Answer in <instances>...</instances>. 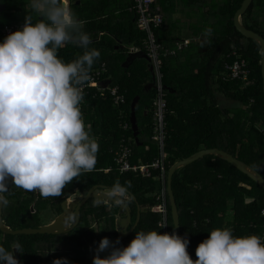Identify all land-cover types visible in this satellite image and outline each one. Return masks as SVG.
Listing matches in <instances>:
<instances>
[{
    "label": "trees",
    "instance_id": "trees-1",
    "mask_svg": "<svg viewBox=\"0 0 264 264\" xmlns=\"http://www.w3.org/2000/svg\"><path fill=\"white\" fill-rule=\"evenodd\" d=\"M242 1H223L211 11L218 24L194 27L192 38L203 35L200 47H193L197 56L188 70L178 71L173 67L181 52L162 58L167 100L163 150L168 168L200 149L218 148L264 177L261 48L233 24L234 13ZM157 3L164 13L166 0H157ZM68 5L78 19L86 21L84 30L91 38L88 47L100 52L93 66L106 63L107 71L102 77H109L110 85H118L125 102L114 105L108 94L100 95L95 87L87 88L80 108L90 135L99 144L94 170L76 177L58 197L44 198L38 191L29 192L7 182L3 195L9 203L2 207V220L10 229L37 228L53 220L44 222L41 216L44 210H56L57 216L64 199L75 193L85 194L93 185L114 186L119 181L140 206L136 226L117 245L126 247L136 232L158 231L159 214L151 211L157 203L155 197L160 186L157 171L151 177L130 171L119 173L114 162V153L123 136L132 148L131 162L147 163L159 155L158 144L152 139L155 91L149 61L143 57L145 34L138 29L130 9L133 0H68ZM28 15L32 16L33 23L40 19L29 7V0H0V27L22 24ZM240 21L264 37V0H252ZM174 28L171 20L163 18L161 26L154 29L157 41L170 46L181 39L178 35H168ZM208 29L211 34L206 37ZM4 38L0 35V43ZM130 46L141 50L130 53ZM82 53L83 49L72 43L57 51L58 58L66 63ZM237 55L247 61L250 70L247 80H222L224 65ZM123 123L129 127L123 129ZM107 167L109 171L104 172ZM171 188L179 215L180 236L189 240L187 251L193 260L197 259L198 244L214 228H229L237 237L264 236V216L260 213L264 208V189L220 157L207 154L178 168L172 174ZM123 198L131 207L133 223L136 204L127 193ZM167 210L171 234L174 226L169 198ZM119 216V208L113 203L97 205L90 198L81 205L79 221L71 230L62 234H9L0 230V245L11 250L19 242V264H52L59 252L62 253L59 258H67L69 264H91L88 257L91 247L104 237L117 235ZM105 255L107 252L101 253Z\"/></svg>",
    "mask_w": 264,
    "mask_h": 264
},
{
    "label": "clouds",
    "instance_id": "clouds-1",
    "mask_svg": "<svg viewBox=\"0 0 264 264\" xmlns=\"http://www.w3.org/2000/svg\"><path fill=\"white\" fill-rule=\"evenodd\" d=\"M29 7L40 19L33 23L25 16L22 27L0 43V207L9 203L3 195L9 181L44 198L60 196L76 177L94 170L99 150L80 108L82 88L100 56L88 47L86 21L66 0H29ZM68 43L83 53L66 63L57 51ZM109 195L122 198L126 189L117 181ZM119 244L102 238L92 264H264V240L234 236L226 227L212 229L198 244L196 260L187 237L175 232L139 231L126 247ZM20 249L19 242L11 250L0 245V264H19L14 252ZM52 264L69 262L58 258Z\"/></svg>",
    "mask_w": 264,
    "mask_h": 264
},
{
    "label": "built area",
    "instance_id": "built-area-1",
    "mask_svg": "<svg viewBox=\"0 0 264 264\" xmlns=\"http://www.w3.org/2000/svg\"><path fill=\"white\" fill-rule=\"evenodd\" d=\"M130 9L134 12L135 22L139 30L145 34V40L143 41L144 53L148 57L150 64V70L153 78V88L155 91L154 98L152 99V139L155 140L159 147V155L151 162L147 163H133L130 160L132 148L128 144L127 138L123 136L121 138L118 149L114 153V162L119 173L133 172L142 177H151L154 171L158 173V179L160 181L159 191L156 195L157 203L151 207V211L159 214V218L156 222L158 232L161 234L169 233V225L167 219V189H166V173L168 167L165 164L166 153L163 150L165 140V114L167 108L166 92L163 84V72H162V58L174 57L181 51L186 49L191 39L181 38L170 46H164L157 41L154 33V29L161 26L163 22V15L161 7L157 3V0H133V5ZM22 24H5L0 27V35L6 37L10 32L19 30ZM141 48L137 46H130L128 51L130 53H136ZM105 62H101L97 66H93L91 70V79L83 86L82 92L84 93L87 88L95 87L100 95L108 94L114 105H121L125 102L124 93L121 92L118 85H110L105 82V78L102 77L106 71ZM250 70L247 65V61L240 56H235L231 62L224 65V70L221 74L222 80H239L244 82L249 76ZM129 125L123 123L122 128L127 129ZM109 167L104 168V172L109 171ZM68 199V198H67ZM261 215L264 216V208L261 209ZM264 240V236H260Z\"/></svg>",
    "mask_w": 264,
    "mask_h": 264
},
{
    "label": "water",
    "instance_id": "water-1",
    "mask_svg": "<svg viewBox=\"0 0 264 264\" xmlns=\"http://www.w3.org/2000/svg\"><path fill=\"white\" fill-rule=\"evenodd\" d=\"M251 1L252 0H243L241 2L240 7L234 13L233 24L242 35H244L247 38L256 40L260 45L262 89L264 92V37L260 36L258 33L254 32L253 30L246 28L240 21V16L247 10ZM143 57L148 60L146 54H144ZM207 154L216 155L221 159L229 162L236 169L247 175L250 179H252L255 183H257L260 187L264 189V177L257 170H255L253 167L249 166L245 162L241 161L240 159L234 157L232 154L224 150L218 148L200 149L195 153L191 154L190 156L182 158L181 160L172 164L168 168V171L166 173V189L170 203L172 223L174 226V232L179 236H180L179 215L177 211L175 198L171 188L172 174L178 168L184 167L187 164L193 162L194 160ZM113 187L114 186L97 184V185H93L85 194H80L71 199L70 198L64 199L60 204L61 212L53 219V221L37 228L24 227L19 229H10L6 227L2 220V207H0V230L4 233H9V234L65 233L71 230L78 223L80 218L81 205H83L88 199L92 198L94 200V203L97 205H102L104 203H113L119 208V212L121 213V216L117 217L116 219L117 235L113 237H108V239L113 242H115L117 239H119L120 241L124 239L127 235H129L132 232L133 228L136 226L140 217V206L135 196L126 190V193L130 197H132L133 201L136 204V217L134 222L132 223L131 207L125 201V199L123 197L113 198L109 195V192L113 189ZM116 199H120L121 202L117 204ZM100 241L101 240L96 242L91 247V250L88 254L91 264L93 261L95 250L98 248ZM15 257L17 260H19V255L17 252H15Z\"/></svg>",
    "mask_w": 264,
    "mask_h": 264
},
{
    "label": "crops",
    "instance_id": "crops-1",
    "mask_svg": "<svg viewBox=\"0 0 264 264\" xmlns=\"http://www.w3.org/2000/svg\"><path fill=\"white\" fill-rule=\"evenodd\" d=\"M223 1L225 0H166V9H164V13L161 11L163 18L171 20L175 26L174 29L168 31V35L190 38L193 43L192 46L181 51L179 59L174 63V69L186 71L195 62L197 53L193 47H200L199 40L203 33L192 38L191 36L195 33L194 27L218 24L211 11L213 7L221 5ZM66 2L68 3V0ZM164 15L166 16L164 17ZM105 82L109 83V77L105 79Z\"/></svg>",
    "mask_w": 264,
    "mask_h": 264
},
{
    "label": "rangeland",
    "instance_id": "rangeland-1",
    "mask_svg": "<svg viewBox=\"0 0 264 264\" xmlns=\"http://www.w3.org/2000/svg\"><path fill=\"white\" fill-rule=\"evenodd\" d=\"M222 1V0H221ZM78 195H80V194H77V193H75V194H73L72 196H70V197H68V198H74V197H76V196H78ZM32 207V206H31ZM31 211L33 212L34 211V209L32 208L31 209ZM55 213H56V210H44L43 212H42V214H41V216H42V219L44 220V222H48L50 219H54L56 216H55ZM53 221V220H52ZM56 257H62V253L61 252H59L57 255H56Z\"/></svg>",
    "mask_w": 264,
    "mask_h": 264
}]
</instances>
